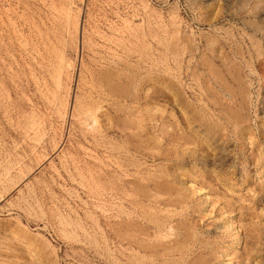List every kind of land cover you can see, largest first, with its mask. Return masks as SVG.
<instances>
[{
  "label": "rangeland",
  "instance_id": "374dc122",
  "mask_svg": "<svg viewBox=\"0 0 264 264\" xmlns=\"http://www.w3.org/2000/svg\"><path fill=\"white\" fill-rule=\"evenodd\" d=\"M0 264H264V0H0Z\"/></svg>",
  "mask_w": 264,
  "mask_h": 264
}]
</instances>
